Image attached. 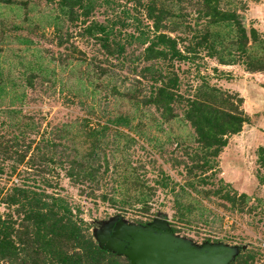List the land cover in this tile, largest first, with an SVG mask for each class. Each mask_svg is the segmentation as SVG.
<instances>
[{
	"label": "trees",
	"instance_id": "trees-1",
	"mask_svg": "<svg viewBox=\"0 0 264 264\" xmlns=\"http://www.w3.org/2000/svg\"><path fill=\"white\" fill-rule=\"evenodd\" d=\"M44 1L55 14L51 26H54L57 47L70 37L66 24L73 25L81 18L85 27L81 28L80 38L93 40L100 47L106 66H99L94 57L77 60L89 67L85 72L88 80L95 83L110 78L113 83L109 86V95L114 101L126 103L136 114L151 115L159 131L174 122L190 129L189 144H184L181 137L175 140L176 147L184 151L190 163L176 162L185 169L184 184L172 182L164 172L158 182L173 195V219L179 225L190 226L194 213L202 216L200 212H210L206 205H216L212 197L219 199L221 204L217 206L223 210L242 213L248 207L249 197L225 191L227 186L222 182L214 189L211 179L216 176L219 156L229 138L239 135L248 122L240 111L243 100L203 80L196 88L183 93V83L174 66L204 54L219 66L239 65L248 74H263L264 38L255 29L244 28L240 12L245 7L241 0H134L140 13L152 24L153 34L139 29V35L135 32L122 38L113 28L88 23L94 0ZM2 2L27 11V2L0 0V4ZM187 9L194 15L192 21ZM185 42L186 46L180 50L179 45ZM20 43L31 44L22 38ZM133 44L144 49L137 56L133 52L126 55V49ZM74 50L72 48L70 53ZM126 63L130 65L131 74L137 76L131 81L122 79L119 74ZM39 77L30 69L22 75V87L19 82H7L0 71V177L5 174L12 177L21 167L25 168L24 174H28L37 166V175L41 176L50 173L48 167L52 166L50 169H61L72 185L80 186L81 195L89 189L88 196L94 197L110 172L105 150L109 148L107 133L112 131L118 137L130 139L118 133L121 129L138 135L135 127L138 124L133 123L135 116L122 105L110 114L104 125L98 124L97 129L89 128V120L82 118L55 127L48 135L42 133L35 116L23 113L15 102L18 100L21 105L26 97L24 91L21 93L18 89H33ZM127 82H130L128 86ZM12 84L16 87L15 95L8 86ZM95 89L98 91L97 87ZM8 95L15 101L8 103ZM76 137H81L79 147L74 144ZM118 140L111 143L115 146L112 153L121 154L126 150L119 147ZM257 164L264 169V146L257 150ZM112 174L121 180L117 181L114 191L122 198L114 203L120 209L139 205L142 211L148 212L151 191L134 169L113 166ZM259 179L264 184V177ZM42 186L23 184L5 194L0 190V204L6 210L0 212V264H130L126 258L97 244L85 222L73 215L61 197L47 194L46 190L54 187L48 180H43ZM204 186L212 188L204 190ZM120 190L124 193L119 194ZM107 197L102 195L101 201L108 202ZM138 225L147 226L141 221ZM170 231L178 234L174 226ZM259 257L255 251L239 252L230 264H264Z\"/></svg>",
	"mask_w": 264,
	"mask_h": 264
},
{
	"label": "rangeland",
	"instance_id": "rangeland-1",
	"mask_svg": "<svg viewBox=\"0 0 264 264\" xmlns=\"http://www.w3.org/2000/svg\"><path fill=\"white\" fill-rule=\"evenodd\" d=\"M16 1L27 2V11L23 12L21 7L14 4H0V71L6 76L7 82L11 80L21 85L22 75L30 69L40 77L35 79L33 89H18L21 93L24 91L26 96L20 102L21 105L10 95L6 101H15L23 113L35 116L41 132L47 135L55 127L82 118L89 120V128L97 129L98 124L104 125L110 114L123 105L125 111L135 116L133 123L134 126L138 124L135 127L139 133L137 135L127 130H119L118 133L130 139L118 137L112 131L107 133L109 148L105 150L110 172L105 176L104 186L94 193V197L88 196L89 189H85L84 195H81V187L72 185L61 169H50L52 166L48 167L50 173H43L41 176L37 175L38 166L29 170L28 174H24L25 168L21 167L12 177L6 174L1 176L0 190L3 194L14 186L23 184L43 188V180H48L54 187L46 190L47 194L61 197L72 209L73 215L85 222L93 240L105 249L106 245L102 240L105 231L113 224L117 223L116 231L123 225L140 226V221L147 225L156 222L167 225L169 230L176 227L178 234L175 236L190 242L194 247L223 245L236 250L237 254L255 251L260 256L258 259L264 260V184L259 179L264 177V169L257 164V150L264 146V73L248 74L239 65L222 67L207 59L204 54L193 61L174 64L183 83V93L184 90L196 88L202 80L206 81L211 86L240 96L243 100L240 111L248 118L242 132L229 138L227 147L219 156L215 168L216 176L211 179L214 189L222 182L227 186L225 191L248 196V207L242 213L237 210L232 213L217 206L221 204L219 199L212 197L211 200L216 205H206L210 212H200L203 217L198 212L194 213L192 224L182 226L173 219V195L169 189L161 188L158 182L163 178L161 172H164L172 182L184 184L185 169L181 164L176 165V162H185L187 165L190 163L184 151L176 147L175 140L181 137L184 144H189L191 133L188 126L174 122L172 126L166 125L159 131L150 119L151 115L136 114L126 103L117 104L114 101L109 95V86L113 83L110 78L95 83L88 80L85 72L89 67L78 62L79 60L87 61L94 57L97 58L95 62L99 66L106 65L100 47L93 40L80 38L81 28L85 27H82V18L73 25L66 24L70 37L68 41H64V45L57 47L54 26H51L55 14L45 1ZM241 2L245 7L240 12L243 25L246 29H255L264 38V0ZM94 3L88 23L96 22L113 28L121 38L135 32L139 35V29L153 34L152 24L146 21L134 0H94ZM187 14L192 21L194 15L190 9H187ZM24 16L29 18L28 21ZM20 38L30 41L31 44L20 43ZM186 44L187 42L179 45V49L183 50ZM72 48L75 50L70 53ZM143 49L133 44L132 48L126 49V55L133 52L137 56ZM129 66L126 63L119 74L122 79L125 77L131 81L137 76L131 74ZM129 84L127 82L126 85ZM8 86L13 88L11 92L15 95L16 87L13 84ZM177 111L181 114V110ZM73 133H76V129ZM80 140L81 137H76L74 144L77 147ZM116 140L119 141V147L126 149L125 152L112 153L115 146L111 143ZM113 166H130L138 178L147 184L151 191L148 212L142 211V206L139 205L120 209L114 203L122 197L114 191V188L117 190L119 178L112 174ZM203 188L210 190L212 187ZM120 193H124V190H120ZM102 195L108 196V202L101 201ZM0 212H6L1 204Z\"/></svg>",
	"mask_w": 264,
	"mask_h": 264
},
{
	"label": "water",
	"instance_id": "water-1",
	"mask_svg": "<svg viewBox=\"0 0 264 264\" xmlns=\"http://www.w3.org/2000/svg\"><path fill=\"white\" fill-rule=\"evenodd\" d=\"M106 249L130 264H230L237 255L223 245L194 247L156 222L145 227L123 225L113 232Z\"/></svg>",
	"mask_w": 264,
	"mask_h": 264
},
{
	"label": "flooded vegetation",
	"instance_id": "flooded-vegetation-1",
	"mask_svg": "<svg viewBox=\"0 0 264 264\" xmlns=\"http://www.w3.org/2000/svg\"><path fill=\"white\" fill-rule=\"evenodd\" d=\"M116 224L117 223L113 224V226H111L109 230L105 231L104 238L102 240L105 245L109 244V241H110V239H111V237L113 235V232H114L115 228L118 227Z\"/></svg>",
	"mask_w": 264,
	"mask_h": 264
},
{
	"label": "crops",
	"instance_id": "crops-1",
	"mask_svg": "<svg viewBox=\"0 0 264 264\" xmlns=\"http://www.w3.org/2000/svg\"><path fill=\"white\" fill-rule=\"evenodd\" d=\"M253 75H255V74H253Z\"/></svg>",
	"mask_w": 264,
	"mask_h": 264
}]
</instances>
